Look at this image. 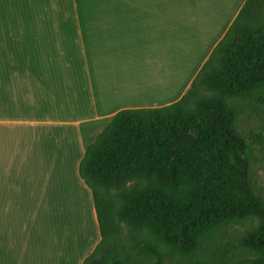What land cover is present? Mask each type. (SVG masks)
<instances>
[{
    "label": "crops",
    "instance_id": "0c3cea01",
    "mask_svg": "<svg viewBox=\"0 0 264 264\" xmlns=\"http://www.w3.org/2000/svg\"><path fill=\"white\" fill-rule=\"evenodd\" d=\"M246 0H0V264H82L78 174L121 110L178 101Z\"/></svg>",
    "mask_w": 264,
    "mask_h": 264
},
{
    "label": "trees",
    "instance_id": "16d2710c",
    "mask_svg": "<svg viewBox=\"0 0 264 264\" xmlns=\"http://www.w3.org/2000/svg\"><path fill=\"white\" fill-rule=\"evenodd\" d=\"M264 107V0H246L182 97L118 111L78 165L100 242L82 264H264V198L253 181ZM240 227V256L206 253Z\"/></svg>",
    "mask_w": 264,
    "mask_h": 264
},
{
    "label": "rangeland",
    "instance_id": "374dc122",
    "mask_svg": "<svg viewBox=\"0 0 264 264\" xmlns=\"http://www.w3.org/2000/svg\"><path fill=\"white\" fill-rule=\"evenodd\" d=\"M241 127L244 130L260 133L264 139V107H258L256 112L247 111L242 117ZM252 175L257 191L264 198V140L261 145L256 147L253 156ZM242 228L228 227L221 231L214 241L209 242L206 253H212L223 259L235 258L240 256V250L237 244Z\"/></svg>",
    "mask_w": 264,
    "mask_h": 264
}]
</instances>
